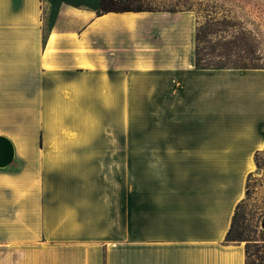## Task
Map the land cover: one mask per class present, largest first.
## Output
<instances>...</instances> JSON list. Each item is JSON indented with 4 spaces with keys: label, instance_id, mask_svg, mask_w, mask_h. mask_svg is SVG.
Returning a JSON list of instances; mask_svg holds the SVG:
<instances>
[{
    "label": "crops",
    "instance_id": "obj_1",
    "mask_svg": "<svg viewBox=\"0 0 264 264\" xmlns=\"http://www.w3.org/2000/svg\"><path fill=\"white\" fill-rule=\"evenodd\" d=\"M49 13L0 0V115L34 116L0 133V264H245L225 239L264 151V68H198L193 11L63 4L48 33Z\"/></svg>",
    "mask_w": 264,
    "mask_h": 264
},
{
    "label": "rangeland",
    "instance_id": "obj_2",
    "mask_svg": "<svg viewBox=\"0 0 264 264\" xmlns=\"http://www.w3.org/2000/svg\"><path fill=\"white\" fill-rule=\"evenodd\" d=\"M145 6L157 11H193L198 18L197 56L203 66L211 68H264V0H145ZM144 100L138 99L143 110ZM32 115H0V133H23ZM144 121L138 116V122ZM17 124H20L18 127ZM21 129L18 131L17 129ZM139 134V132H138ZM127 138V131L122 132ZM260 168L252 173L250 194L243 208L244 224L250 236L264 224V152L259 156ZM118 172L127 173L128 164H114ZM144 163L137 164L143 173ZM151 168V164H149ZM149 168V169H150ZM114 179L123 186L127 177ZM127 176V175H126ZM245 246V243H242Z\"/></svg>",
    "mask_w": 264,
    "mask_h": 264
},
{
    "label": "trees",
    "instance_id": "obj_3",
    "mask_svg": "<svg viewBox=\"0 0 264 264\" xmlns=\"http://www.w3.org/2000/svg\"><path fill=\"white\" fill-rule=\"evenodd\" d=\"M50 4V13L48 16V33L55 25L56 19L60 12V8L63 4H67L76 8H88L96 12L97 16H102L108 13H125V12H155L145 6V0H44ZM170 12H177L170 10ZM200 59L197 56V67L200 69H208L201 65ZM247 69V68H245ZM264 152V151H263ZM263 152H258L255 155V164L257 169L260 168L259 156ZM253 173H251L246 182L245 196H249L250 183ZM246 199L241 200L235 210L232 223L229 231L226 235L227 243H245V264H264V224L261 229L253 230L255 235H259L261 239H257L258 236H250L248 228L244 224L243 208L245 206Z\"/></svg>",
    "mask_w": 264,
    "mask_h": 264
},
{
    "label": "water",
    "instance_id": "obj_4",
    "mask_svg": "<svg viewBox=\"0 0 264 264\" xmlns=\"http://www.w3.org/2000/svg\"><path fill=\"white\" fill-rule=\"evenodd\" d=\"M14 160V146L5 136L0 135V168L9 166Z\"/></svg>",
    "mask_w": 264,
    "mask_h": 264
}]
</instances>
